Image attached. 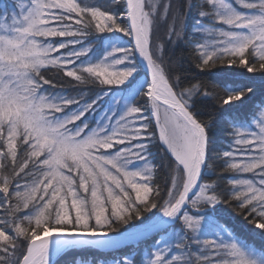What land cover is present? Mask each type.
<instances>
[{"label": "snow or ice", "instance_id": "obj_1", "mask_svg": "<svg viewBox=\"0 0 264 264\" xmlns=\"http://www.w3.org/2000/svg\"><path fill=\"white\" fill-rule=\"evenodd\" d=\"M182 47L202 73L264 77V0L0 2V264L142 238L151 244L139 262L74 264H264V249L218 216L227 205L264 237V101L240 116L250 83L220 95L174 75ZM52 70L94 97L66 94ZM209 97L230 125L220 171L253 173L227 192L212 163L216 112L198 109Z\"/></svg>", "mask_w": 264, "mask_h": 264}, {"label": "trees", "instance_id": "obj_2", "mask_svg": "<svg viewBox=\"0 0 264 264\" xmlns=\"http://www.w3.org/2000/svg\"><path fill=\"white\" fill-rule=\"evenodd\" d=\"M4 2H10V0H5ZM96 2L99 3L101 2V0H96ZM194 15L195 12H193V16ZM192 23H194V20L192 19V17H190L189 30L191 28ZM176 54L180 59L178 63H175L172 66L173 74L181 75L182 77H185L186 80L191 81L193 83L199 81L209 91L213 93H219L220 95H223V90L225 86H235L236 84L250 83L255 89V95L252 97L250 101L247 102L246 106L242 107L239 110L240 116H244V114L249 109L255 108L262 101H264V77H261L260 73L249 74V75H254L256 77L255 80L253 81L248 80L246 76L239 75V73L243 72L244 70L242 69L228 70L226 66L223 71H220L219 69H212L210 73H202L200 72L199 69L195 67L196 60L194 54L191 52L190 49L182 47L180 49H177ZM47 76L52 77L54 79V82L57 83L58 87L62 84L64 86V91L68 95H76L77 92L81 90H83L85 94L89 97H94L95 95V91L92 90L93 86L91 85L88 86L81 85L79 87H75L73 86L75 82H73V85H69L68 81L71 80V78L64 77L62 74H60L59 79H56L57 73L55 70L48 72ZM106 107H107L106 103L101 104L99 106L97 115H99L100 112L104 111ZM216 108H217V101L211 97L205 98L203 100V103L198 105V109L201 112H213V111L216 112L217 126L214 128V133H215L214 147L216 149V152L213 153L214 160L212 161V163L215 171L221 177L220 190L223 192H227L231 188V185L228 183L229 179L233 177H239V178L247 177L248 174L236 173L232 171H224V172L220 171L224 163L222 152L224 150H227V148L229 147V140H230L229 134L225 131V129L230 127V125L227 121V114L220 113L219 111L216 110ZM232 111L235 114L237 110H232ZM91 117L92 116H90L89 119ZM203 118L206 119L207 117L205 116ZM152 129L156 132L153 125H152ZM218 153L220 154L219 158H216ZM153 155L156 157L155 162L158 163L160 160V152L157 148H153ZM242 158L243 157L237 155V161ZM212 178L216 179V177H212ZM163 179L164 176L163 174H161L160 182L162 186H163ZM164 194L165 193L162 192V195ZM218 208H219L218 216L221 217V222H225L229 227L233 228V230L237 231L238 233L243 235H246L253 231L255 233L256 232L260 233L261 230L255 229V226L253 224L248 223L242 216L239 215V213L235 212L233 208H230L227 205H220L218 206ZM223 217L225 220L223 219ZM256 237L259 239L258 244H262V246L264 247V237H262L261 235ZM150 244L151 241L148 242L147 246H150ZM138 249L136 247L130 246L127 248H123L115 253L96 252L95 250L90 248L70 250L67 254L62 255V257L59 260H57L55 264H74L76 257H83L85 259L91 258L93 260H96V259H110L113 256L122 257L125 254H130L137 262H139L141 256L147 251V249L141 252L140 254H137Z\"/></svg>", "mask_w": 264, "mask_h": 264}, {"label": "rangeland", "instance_id": "obj_3", "mask_svg": "<svg viewBox=\"0 0 264 264\" xmlns=\"http://www.w3.org/2000/svg\"><path fill=\"white\" fill-rule=\"evenodd\" d=\"M3 1V0H2ZM233 2L235 3V0H233ZM235 6H237V7H239V5H235ZM160 35H161V37H164V29L162 28L161 29V33H160ZM143 78H145V77H143ZM153 127L155 128V122L153 121ZM155 130H156V135H157V137L159 136V134H158V132H159V129L158 128H155ZM158 130V131H157ZM248 174V176H247V178H251L249 175H251V173H247ZM231 228V227H230ZM232 230H233V228H231ZM234 231V233L236 234V236L241 240V241H243V242H247L246 241V239L248 238V237H250V238H252L254 241H251V239L249 240V239H247L249 242L251 241V243L252 244H250L249 242H247L249 245H251V246H253V247H255V248H257V249H264V247L262 246V244H258V242H259V239L256 237V236H259V233L258 232H251V233H248V237H246V236H244L243 234H240V233H238L237 231H235V230H233ZM246 238V239H242V238ZM141 250H143V249H138V251H137V254H140L141 253ZM65 254V252H63V253H60L59 255H57V256H54V257H52V261H53V264H55V262L57 261V260H59L60 259V257H62V255H64ZM55 260V261H54Z\"/></svg>", "mask_w": 264, "mask_h": 264}, {"label": "water", "instance_id": "obj_4", "mask_svg": "<svg viewBox=\"0 0 264 264\" xmlns=\"http://www.w3.org/2000/svg\"><path fill=\"white\" fill-rule=\"evenodd\" d=\"M131 39V38H130ZM137 59L139 60V57H137ZM143 68V70H144V72L146 73V75H148V72H147V68L146 67H142ZM126 244H130V242H128V241H124V242H122L118 247H120V246H123V245H126ZM117 247V248H118ZM116 249V248H115ZM97 250H100V251H109V250H112V249H97Z\"/></svg>", "mask_w": 264, "mask_h": 264}]
</instances>
